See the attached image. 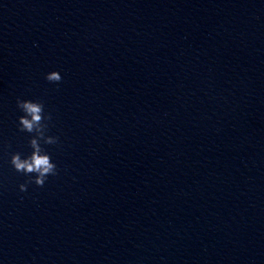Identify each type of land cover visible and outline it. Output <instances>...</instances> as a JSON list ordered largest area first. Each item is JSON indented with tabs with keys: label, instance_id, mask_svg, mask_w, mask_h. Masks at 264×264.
Instances as JSON below:
<instances>
[{
	"label": "water",
	"instance_id": "95a60500",
	"mask_svg": "<svg viewBox=\"0 0 264 264\" xmlns=\"http://www.w3.org/2000/svg\"><path fill=\"white\" fill-rule=\"evenodd\" d=\"M0 264H264V0H0Z\"/></svg>",
	"mask_w": 264,
	"mask_h": 264
},
{
	"label": "clouds",
	"instance_id": "9594fccd",
	"mask_svg": "<svg viewBox=\"0 0 264 264\" xmlns=\"http://www.w3.org/2000/svg\"><path fill=\"white\" fill-rule=\"evenodd\" d=\"M45 79L52 83H59L62 79L59 72L53 70L45 75ZM17 107L23 113L18 117V124L21 131L34 133L28 143L31 148L29 155L21 157L19 153L11 155L10 164L15 171L29 177L28 183H34L38 187H43L49 176L57 174L56 165L50 156L41 147L43 144H56L57 137L46 135L48 125L46 121L51 119L50 115L44 114V106L39 101L17 100ZM19 190H27V183L20 184Z\"/></svg>",
	"mask_w": 264,
	"mask_h": 264
}]
</instances>
